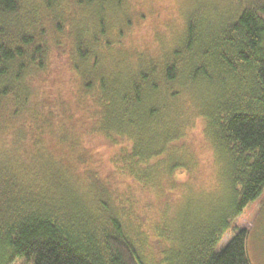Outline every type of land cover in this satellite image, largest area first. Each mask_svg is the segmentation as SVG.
I'll return each mask as SVG.
<instances>
[{
    "label": "trees",
    "instance_id": "16d2710c",
    "mask_svg": "<svg viewBox=\"0 0 264 264\" xmlns=\"http://www.w3.org/2000/svg\"><path fill=\"white\" fill-rule=\"evenodd\" d=\"M224 1L0 0V264H250L264 0Z\"/></svg>",
    "mask_w": 264,
    "mask_h": 264
},
{
    "label": "rangeland",
    "instance_id": "374dc122",
    "mask_svg": "<svg viewBox=\"0 0 264 264\" xmlns=\"http://www.w3.org/2000/svg\"><path fill=\"white\" fill-rule=\"evenodd\" d=\"M146 4L140 5L146 9L148 7L165 8L167 13L171 9L178 13L185 11L192 3V0H139ZM213 1L219 4L225 3L223 0H201ZM230 1V0H229ZM142 4V2H141ZM217 5V4H215ZM223 5V4H222ZM103 156H108L106 150H100ZM234 227L245 228L247 230L246 254L250 264H264V188L261 194L251 203H249L242 212L232 221L230 227L225 231L216 251L221 250L233 235ZM15 264H25L23 261H17Z\"/></svg>",
    "mask_w": 264,
    "mask_h": 264
}]
</instances>
